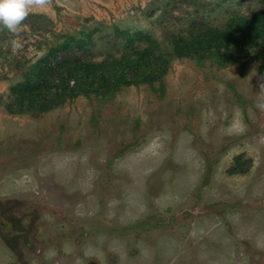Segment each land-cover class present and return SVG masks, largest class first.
Listing matches in <instances>:
<instances>
[{
	"label": "rangeland",
	"instance_id": "1",
	"mask_svg": "<svg viewBox=\"0 0 264 264\" xmlns=\"http://www.w3.org/2000/svg\"><path fill=\"white\" fill-rule=\"evenodd\" d=\"M263 8L43 0L19 31L0 28V264H264V41L222 59L174 51ZM69 35L86 47L57 49ZM145 48L163 74L127 83ZM48 54L111 64L119 84L10 111Z\"/></svg>",
	"mask_w": 264,
	"mask_h": 264
},
{
	"label": "trees",
	"instance_id": "2",
	"mask_svg": "<svg viewBox=\"0 0 264 264\" xmlns=\"http://www.w3.org/2000/svg\"><path fill=\"white\" fill-rule=\"evenodd\" d=\"M261 41H264V8L255 11L250 17L239 14L223 29L201 33L191 44L186 41L180 44V41L174 51L180 57L207 51L212 57L222 59L231 49L232 43L241 48ZM74 44L78 48L86 47L84 41L69 35L57 49L67 51ZM49 56L28 68L21 79L12 85L7 104L10 111L51 109L68 96L71 87L80 88L89 79L108 91L119 84L120 78L111 72V64L84 62L76 56H64L53 62ZM153 56L149 48L139 51L136 59L126 61V72L122 79L127 83L150 82L155 75H162L164 67L160 68Z\"/></svg>",
	"mask_w": 264,
	"mask_h": 264
},
{
	"label": "clouds",
	"instance_id": "3",
	"mask_svg": "<svg viewBox=\"0 0 264 264\" xmlns=\"http://www.w3.org/2000/svg\"><path fill=\"white\" fill-rule=\"evenodd\" d=\"M42 3L43 0H0V28L19 31L30 8Z\"/></svg>",
	"mask_w": 264,
	"mask_h": 264
}]
</instances>
